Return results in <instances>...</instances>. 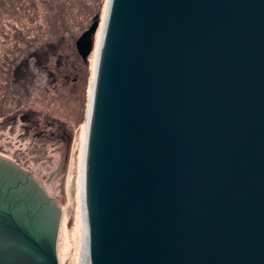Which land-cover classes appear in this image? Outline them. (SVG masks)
Masks as SVG:
<instances>
[{"label": "water", "instance_id": "obj_1", "mask_svg": "<svg viewBox=\"0 0 264 264\" xmlns=\"http://www.w3.org/2000/svg\"><path fill=\"white\" fill-rule=\"evenodd\" d=\"M109 15L78 264H264V0H112ZM18 166L44 216L4 205L0 264H60L62 209Z\"/></svg>", "mask_w": 264, "mask_h": 264}, {"label": "rangeland", "instance_id": "obj_2", "mask_svg": "<svg viewBox=\"0 0 264 264\" xmlns=\"http://www.w3.org/2000/svg\"><path fill=\"white\" fill-rule=\"evenodd\" d=\"M17 1H13L20 8L16 12L8 1L0 10V123L18 110L17 114L32 115L37 128L27 137L19 120L15 129L3 121L0 153L33 172L56 198L62 209L60 264H78L83 231L81 174L99 53L96 47L108 0L69 1L64 14L57 16L40 0L28 10L23 1ZM98 12L100 27L93 36V52L83 59L76 42ZM7 58L10 62L19 58L20 63L9 65Z\"/></svg>", "mask_w": 264, "mask_h": 264}, {"label": "flooded vegetation", "instance_id": "obj_3", "mask_svg": "<svg viewBox=\"0 0 264 264\" xmlns=\"http://www.w3.org/2000/svg\"><path fill=\"white\" fill-rule=\"evenodd\" d=\"M17 113L18 110L12 111L11 116L3 120L5 121V126L15 129L18 126L17 123L20 122L24 133L29 137L36 130L37 123L33 121L32 115ZM2 122L0 124H2ZM23 175L29 177V179L30 177L33 179L32 176L18 166V163L11 162L0 156V229L6 227L7 224L9 225L8 218L3 215L4 205L7 206V208L17 210V215H19V217H27V215H30L34 219H36V217L38 219V215L40 217L44 216L43 203L37 197L36 192L33 193L34 191L30 184V180L26 177L25 180ZM19 191L23 194L21 200H18L15 195L19 193Z\"/></svg>", "mask_w": 264, "mask_h": 264}, {"label": "trees", "instance_id": "obj_4", "mask_svg": "<svg viewBox=\"0 0 264 264\" xmlns=\"http://www.w3.org/2000/svg\"><path fill=\"white\" fill-rule=\"evenodd\" d=\"M10 2L9 3V8L11 9V10H13L14 12H16L17 10H19L20 8H18L17 6H16V4L13 2L14 0H0V10H1V7L4 5H6V2ZM16 1V0H15ZM21 1H23V3H22V5H23V7L25 8V7H27V10L30 8L29 6L31 5V7L33 6V7H36L35 5L37 4V0H28L29 1V3H31V4H29L27 1H24V0H19V1H17V3L19 4V2H21ZM70 1V2H69ZM71 1H73V0H40V3H42V4H46V5H48V7H49V10H51L56 16H57V14L56 13H58V14H64L63 12H65V9H67V7H66V3L67 2H69L70 4H71ZM102 1L103 0H101V3H102ZM77 2H80V0H77ZM27 3V4H26ZM25 4H26V6H25ZM65 4V6H63ZM79 4H82L81 2L79 3ZM28 5V6H27ZM72 5H75V3L74 4H72ZM61 6H63V7H61ZM22 7V8H23ZM83 7L84 8H86L87 6H86V4H83ZM70 9H71V7H70ZM72 10V9H71ZM28 15H30V13H28ZM1 17H2V15L0 14V19H1ZM94 20L96 21V20H99L100 21V18H99V12H98V14L94 17ZM2 21V20H1ZM29 48H31V46H29ZM28 48V49H29ZM26 49H24L23 51H25ZM10 58H7V60H6V62H8L9 63V65L10 64H18V62H19V58L16 60V58L15 59H13V62H10ZM20 63V62H19ZM13 68V67H12ZM15 68V67H14ZM10 70H11V68H10ZM12 73V72H11ZM8 81H10L11 82V80H8Z\"/></svg>", "mask_w": 264, "mask_h": 264}, {"label": "bare ground", "instance_id": "obj_5", "mask_svg": "<svg viewBox=\"0 0 264 264\" xmlns=\"http://www.w3.org/2000/svg\"><path fill=\"white\" fill-rule=\"evenodd\" d=\"M111 4H112V0H108V3H107V7L105 9V12H104V15H103V24H102V28L101 30L99 31V34L102 33L101 37L98 39V42H97V47H96V51L99 52L98 53V58H97V64L96 66L98 67V63H99V58H100V54H101V47H102V43H103V39H104V33H105V27L110 19V8H111ZM96 73H97V69H96ZM95 80H96V77H95ZM95 84V83H94ZM93 95H94V86H93V93H92V100H91V105H90V111H91V108H92V102H93ZM90 111H89V117H90ZM88 126H89V121H88ZM88 135V133H87ZM86 153H87V141H86V148H85V153H84V162H83V166H84V169L82 171V186L80 191L82 193V213H83V221H84V199H83V191H84V187H85V168H86V160H87V156H86ZM80 168H82V165H80ZM80 193V195H81ZM78 228V227H77ZM75 255H78L77 253V249H75Z\"/></svg>", "mask_w": 264, "mask_h": 264}]
</instances>
